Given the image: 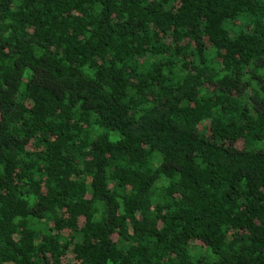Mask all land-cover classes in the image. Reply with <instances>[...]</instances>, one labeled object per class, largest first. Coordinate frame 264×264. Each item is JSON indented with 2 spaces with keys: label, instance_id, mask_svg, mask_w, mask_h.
Returning <instances> with one entry per match:
<instances>
[{
  "label": "trees",
  "instance_id": "16d2710c",
  "mask_svg": "<svg viewBox=\"0 0 264 264\" xmlns=\"http://www.w3.org/2000/svg\"><path fill=\"white\" fill-rule=\"evenodd\" d=\"M0 264H264V0H0Z\"/></svg>",
  "mask_w": 264,
  "mask_h": 264
}]
</instances>
